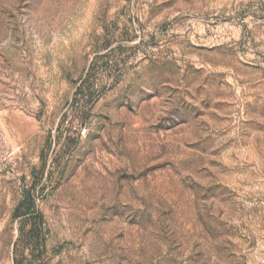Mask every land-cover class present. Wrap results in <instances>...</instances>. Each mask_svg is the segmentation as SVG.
I'll use <instances>...</instances> for the list:
<instances>
[{"label": "rangeland", "instance_id": "obj_1", "mask_svg": "<svg viewBox=\"0 0 264 264\" xmlns=\"http://www.w3.org/2000/svg\"><path fill=\"white\" fill-rule=\"evenodd\" d=\"M0 264H264V0H0Z\"/></svg>", "mask_w": 264, "mask_h": 264}, {"label": "trees", "instance_id": "obj_2", "mask_svg": "<svg viewBox=\"0 0 264 264\" xmlns=\"http://www.w3.org/2000/svg\"><path fill=\"white\" fill-rule=\"evenodd\" d=\"M93 70V68H91ZM92 72L87 74L85 79L82 81L80 86H78V93L85 94V92L92 88V80H91ZM36 212V206H35V197L33 196V193L31 190H25L23 199L19 206L16 209L15 216L16 217H22L21 220V229L22 234L20 235V242L27 240L28 238H33L31 233H34L37 230L38 225L42 221V215L41 214H35ZM31 225V229L26 231V227L28 225Z\"/></svg>", "mask_w": 264, "mask_h": 264}]
</instances>
